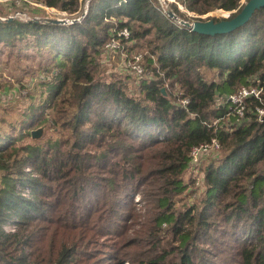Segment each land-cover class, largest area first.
Instances as JSON below:
<instances>
[{
  "label": "trees",
  "instance_id": "trees-1",
  "mask_svg": "<svg viewBox=\"0 0 264 264\" xmlns=\"http://www.w3.org/2000/svg\"><path fill=\"white\" fill-rule=\"evenodd\" d=\"M241 1L180 0L195 16H227ZM124 28L145 52L134 85L98 61ZM20 43L49 50L50 79L0 114V264H264V7L208 36L150 0H94L83 27L0 22V48ZM244 87L263 92L240 117L230 97ZM43 125L50 135L33 139ZM213 140L221 150L201 164L205 190L190 205L192 149Z\"/></svg>",
  "mask_w": 264,
  "mask_h": 264
},
{
  "label": "rangeland",
  "instance_id": "rangeland-1",
  "mask_svg": "<svg viewBox=\"0 0 264 264\" xmlns=\"http://www.w3.org/2000/svg\"><path fill=\"white\" fill-rule=\"evenodd\" d=\"M178 2V4L176 3ZM249 0H242L240 5H246V3ZM170 8L172 10V13L175 15L174 18H177L178 20L190 24H193L194 22H197L199 20L210 21H222L228 19L224 14L222 13H210L208 15H199L195 16L193 15V12L187 9L180 0H175V2H169ZM7 5V6H6ZM0 5V15H8L10 12L20 9L19 7H15L13 5ZM239 5V6H240ZM238 6V7H239ZM243 6V7H244ZM25 7V6H24ZM23 8V7H21ZM175 8H177L178 11L185 14V17L187 20H185L182 16L176 14ZM27 10V8L25 9ZM242 10L235 11L233 14H238ZM40 17L42 19L47 18L48 15H46L45 11L40 10ZM183 18V19H182ZM114 20V19H113ZM118 24V22H115ZM47 24V23H44ZM53 24V23H48ZM56 25V24H55ZM60 28H63L64 26L59 25ZM77 26V25H76ZM74 27V26H71ZM81 27V26H78ZM83 27V26H82ZM111 35H113L112 39L108 42L110 43L114 39V32H110ZM117 42H119L120 49L117 51V54H113V56L109 57L106 53V44L100 53L99 56V65L100 68L105 71L107 75H122L124 77L128 76L131 77V81L140 80L144 77H137L136 74L132 71V69L129 66V61L132 60L136 55L142 54L143 60L141 62L143 66L144 62V53L142 51H139L140 48L136 47V42L134 40H122L117 39ZM18 43V42H17ZM19 44V43H18ZM21 45L16 46L15 48H7L6 45L1 46L0 50V105L3 107L0 108V114H3L5 109L8 105H15L17 104V101L26 100L27 96L30 92H33L36 88V85H38V81L40 80H49L50 77L46 76L43 66L45 62H47L48 58L50 61L49 55H47V51L49 50H42L39 52V50L35 48H26L25 43H20ZM22 47V48H21ZM22 50V52H19ZM44 55V58L43 56ZM42 56V57H41ZM51 62V61H50ZM144 68V66H143ZM145 70V68H144ZM146 71V70H145ZM147 72H145L146 74ZM41 94L40 89L37 91L36 95L39 96ZM38 129H44V133L40 139H44L45 137L49 136L50 133H48V128L46 125H43L39 127ZM35 129V130H38ZM208 157H205L207 160ZM204 159V160H205ZM209 159V158H208ZM205 160V161H206ZM199 170V168H198ZM31 170H29L30 172ZM196 174L193 171H190V168L187 170V173L185 175V181L190 183V181L194 178ZM199 177H204V174L202 175L199 171L198 174ZM204 179H199L196 182V187L198 188L195 193V195H192L190 198V205H192L195 201L198 200L199 196L204 192L205 187L203 186ZM27 191V190H26ZM191 191L190 189L188 190ZM25 196L31 197V192H26ZM137 203L136 212L137 215L140 218V215H145L146 211V205L143 200L140 199L139 196H136L134 199ZM141 220H144V218H141ZM11 225V224H9ZM13 227H16L13 224Z\"/></svg>",
  "mask_w": 264,
  "mask_h": 264
},
{
  "label": "built area",
  "instance_id": "built-area-1",
  "mask_svg": "<svg viewBox=\"0 0 264 264\" xmlns=\"http://www.w3.org/2000/svg\"><path fill=\"white\" fill-rule=\"evenodd\" d=\"M94 0H79V6L76 12L69 13L66 11H61L56 8L47 7L41 3L32 1V0H0V5H13L15 7H19L20 9L14 10L10 12L8 15H0V22H7L17 20L20 22H37V23H52L53 21H58L61 23V26L71 27V26H84L87 22V19L90 14L91 5ZM120 3L125 2L126 0H119ZM154 8L160 13V15L166 19L171 20L176 26L187 28L184 23L177 18H174L175 15L172 13L169 2H175V0H150ZM178 4V2L176 1ZM25 6V7H24ZM23 7V8H21ZM27 8V10H25ZM45 11L47 18L42 19L39 11ZM235 12V11H234ZM227 18L230 17L233 12H226ZM190 29V28H188ZM114 39L106 45L105 53L111 57L113 54H117L120 46L117 39L129 40L131 37V32L128 28H124L122 30L114 29ZM143 60V55L138 54L132 60L129 61V66L132 71L136 74L137 77H143L145 74V70L141 64ZM263 89L261 87H244L242 88L237 95L230 97V102L236 106V114L240 117L244 116V105L243 100L249 97H255L260 99L262 95ZM187 103V101H185ZM260 121L263 120L264 109L259 110ZM221 150V146L218 141L213 140L211 144L202 145L200 147H195L191 152V163H190V171H193L196 175L194 179L198 181L200 178L204 179V177H199V171L201 169V164L206 160L205 157L213 158L218 157L219 152ZM207 158V159H208ZM205 159V160H204ZM199 168V170H198ZM29 171V169H28ZM201 173V171H200ZM202 174V173H201ZM203 175V174H202ZM28 193V191H27ZM6 231L14 233L16 232V227L13 225H7L4 227Z\"/></svg>",
  "mask_w": 264,
  "mask_h": 264
},
{
  "label": "water",
  "instance_id": "water-1",
  "mask_svg": "<svg viewBox=\"0 0 264 264\" xmlns=\"http://www.w3.org/2000/svg\"><path fill=\"white\" fill-rule=\"evenodd\" d=\"M263 7H264V0H249L246 3V5L243 7L242 11L236 14V16L232 19L222 20L220 22H216L214 20H210L206 22L197 21L194 22L193 24L184 22V25L187 28H190L194 32L208 36L228 34L245 26L250 21L255 11ZM52 23L56 25H61V23L58 21H53ZM163 92H165V89H163ZM43 133H44V129L35 130L32 132V138L38 140L42 137Z\"/></svg>",
  "mask_w": 264,
  "mask_h": 264
},
{
  "label": "bare ground",
  "instance_id": "bare-ground-1",
  "mask_svg": "<svg viewBox=\"0 0 264 264\" xmlns=\"http://www.w3.org/2000/svg\"><path fill=\"white\" fill-rule=\"evenodd\" d=\"M243 9V8H242Z\"/></svg>",
  "mask_w": 264,
  "mask_h": 264
}]
</instances>
